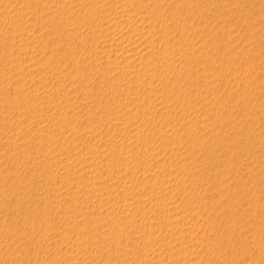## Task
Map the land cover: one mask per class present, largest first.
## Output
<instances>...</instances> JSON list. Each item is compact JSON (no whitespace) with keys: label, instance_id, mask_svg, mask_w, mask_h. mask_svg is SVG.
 <instances>
[{"label":"rangeland","instance_id":"1","mask_svg":"<svg viewBox=\"0 0 264 264\" xmlns=\"http://www.w3.org/2000/svg\"><path fill=\"white\" fill-rule=\"evenodd\" d=\"M0 264H264V0H0Z\"/></svg>","mask_w":264,"mask_h":264},{"label":"bare ground","instance_id":"2","mask_svg":"<svg viewBox=\"0 0 264 264\" xmlns=\"http://www.w3.org/2000/svg\"><path fill=\"white\" fill-rule=\"evenodd\" d=\"M121 6V5H120ZM122 7V6H121ZM126 7V6H125ZM117 9V8H116ZM134 11V10H133ZM136 12V11H135ZM162 18V17H161ZM133 26V25H132ZM138 28V27H137ZM108 29H110V27L108 28ZM122 31V30H121ZM121 31H119L118 33H114L113 32V36L115 37H113L114 39L113 40H119V39H121L120 38V36H121V34H122V32ZM105 32V31H104ZM111 32V31H110ZM134 39V38H133ZM131 41V40H130ZM140 40L139 39H134V40H132L131 41V43H128V44H125L126 45V49H125V54L127 53H129L130 54V56L131 57H136V55H140L141 53H142V50H138V48H139V45H138V42H139ZM124 45V46H125ZM127 56V55H126Z\"/></svg>","mask_w":264,"mask_h":264}]
</instances>
